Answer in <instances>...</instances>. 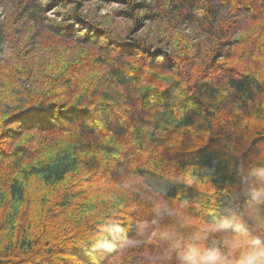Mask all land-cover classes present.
<instances>
[{"label": "trees", "instance_id": "1", "mask_svg": "<svg viewBox=\"0 0 264 264\" xmlns=\"http://www.w3.org/2000/svg\"><path fill=\"white\" fill-rule=\"evenodd\" d=\"M0 5V264H264V0Z\"/></svg>", "mask_w": 264, "mask_h": 264}, {"label": "rangeland", "instance_id": "2", "mask_svg": "<svg viewBox=\"0 0 264 264\" xmlns=\"http://www.w3.org/2000/svg\"><path fill=\"white\" fill-rule=\"evenodd\" d=\"M90 6H91L90 9L92 10V13L93 14L96 13L98 16H102V15L115 16V11L120 8V5L116 2L107 3L103 1L102 2L92 1ZM57 11L58 10L56 9L50 10V12L48 13V16L55 18V16L57 15ZM0 15H1L0 19H3L4 14H3V8L1 5H0Z\"/></svg>", "mask_w": 264, "mask_h": 264}, {"label": "clouds", "instance_id": "3", "mask_svg": "<svg viewBox=\"0 0 264 264\" xmlns=\"http://www.w3.org/2000/svg\"><path fill=\"white\" fill-rule=\"evenodd\" d=\"M247 264H252V262H251V261H249V262H247Z\"/></svg>", "mask_w": 264, "mask_h": 264}]
</instances>
